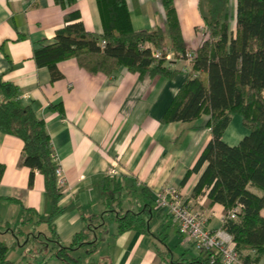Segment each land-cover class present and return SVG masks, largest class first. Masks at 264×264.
I'll return each instance as SVG.
<instances>
[{
	"label": "crops",
	"instance_id": "1",
	"mask_svg": "<svg viewBox=\"0 0 264 264\" xmlns=\"http://www.w3.org/2000/svg\"><path fill=\"white\" fill-rule=\"evenodd\" d=\"M61 1L62 4L57 0H0V76L17 87L19 104L29 106L45 122L51 149L66 179L59 198L63 211L51 224L58 241L67 246L83 228L95 227L99 237L95 252L89 257H85L86 247L72 252L82 264H180L200 258L167 210L155 208L153 202L147 233L128 230L118 234L113 218V212H136L152 201L156 191L173 187L189 204L205 212L210 231L221 229L224 207L210 205L204 196H192L199 174H190L181 185L211 139L209 116L202 115L189 123L162 120L189 67L182 60L163 64L174 71L170 77L149 73L139 76L124 67L111 75L90 74L71 58L57 64L62 78L51 82L48 69L35 64L33 50L41 41L53 42L66 13L78 10L88 32L103 34L97 0H73L72 4ZM125 3L134 31L161 29L166 33L162 0ZM173 6L184 42L190 49L196 48L201 41L198 29L205 28L206 0H173ZM235 10L236 0H228V27L232 34ZM165 43L171 49L168 38ZM246 134L241 118L235 115L222 141L234 146ZM22 150L20 139L0 132V228L4 229L0 235L11 234L15 238L18 234L13 243L28 247L26 252L34 244L42 245V239L52 246L46 222L52 203L42 175L36 173L29 186V169L20 164ZM110 170L117 175L110 176ZM106 181L110 190L105 194L102 187ZM115 186L118 187L112 193ZM142 189L149 194V200ZM110 197L119 203L113 212L107 208L106 199ZM261 214L264 216V211ZM102 217L104 225L99 228L96 220L100 222ZM106 219H111V224ZM13 220L15 230L10 224ZM103 228L108 233L101 238ZM172 232L181 238L177 256L166 244Z\"/></svg>",
	"mask_w": 264,
	"mask_h": 264
},
{
	"label": "trees",
	"instance_id": "2",
	"mask_svg": "<svg viewBox=\"0 0 264 264\" xmlns=\"http://www.w3.org/2000/svg\"><path fill=\"white\" fill-rule=\"evenodd\" d=\"M57 1L62 4L61 0ZM68 1L73 3V0ZM97 1L103 19V34L88 32L80 21L78 10L73 9L65 14L64 25L55 32L53 42L41 41L35 46V64L48 69L51 82L62 78L57 64L71 58L90 74L111 75L124 67L139 76L149 73L170 77L174 71H169L163 60L154 59L151 50L142 46L149 43L153 48L163 49L168 38L176 54L184 56L187 50H193L192 69L162 120L165 123H189L208 115L211 139L181 185L190 174H199L192 190L194 198L204 196L210 205H222L225 215L238 206L236 218L225 219L221 230L232 236L242 262L260 264L264 259V216L261 214L264 211V0H236L234 34L228 27V0H206L203 13L206 30L194 49H190L182 38L173 0H162L166 33L161 29L134 31L125 0ZM101 41L105 42L103 47ZM17 95V87L0 76V132L22 141L20 164L29 169V186L36 173L43 177L45 192L52 203L46 222L50 231L48 240L54 244L53 256L59 264H82L72 252L86 247V254L92 255L99 237L95 227H90L76 233L67 246L58 241L51 224L63 209L59 206L61 188L56 185L50 138L45 122L38 119L29 106H21ZM235 115L241 118L247 134L237 145L229 146L222 141V135ZM117 187L111 190L112 193ZM109 190L106 181L102 191L106 194ZM141 191L149 200L145 189ZM115 201L114 197L106 199L109 212L118 210L119 203L115 204ZM152 202L154 204V198L136 212H113L118 234L128 230L147 233L154 209ZM96 222L99 228L103 227V217ZM107 233L108 230L103 228L101 238ZM17 236L15 239L18 240ZM8 250L0 240V264H36L27 262L26 255L20 262H12L7 259ZM200 256L180 264H220L218 259L212 261L208 253L203 252Z\"/></svg>",
	"mask_w": 264,
	"mask_h": 264
},
{
	"label": "built area",
	"instance_id": "3",
	"mask_svg": "<svg viewBox=\"0 0 264 264\" xmlns=\"http://www.w3.org/2000/svg\"><path fill=\"white\" fill-rule=\"evenodd\" d=\"M205 30L204 27L198 29L201 39L204 36ZM100 45L103 47L105 42L101 41ZM142 48L150 49L152 57L156 60H163L167 64L176 60H182L189 67V71L192 69L195 58L193 50H187L186 54L182 56L169 48H153L149 43H145ZM52 162L55 167L56 185L62 188L66 179L55 154L52 156ZM109 175L116 176L117 172L110 170ZM154 206L155 208H165L167 210V213L177 225L179 232L185 236L187 242L197 255L203 252L208 253L212 257V261L218 259L220 264H247L242 262L239 253L235 250L232 236L221 229L210 231L207 228V216L205 212L189 204L177 189L162 187L156 191L154 193ZM238 211V206L228 211L223 217V222L225 219H235Z\"/></svg>",
	"mask_w": 264,
	"mask_h": 264
},
{
	"label": "rangeland",
	"instance_id": "4",
	"mask_svg": "<svg viewBox=\"0 0 264 264\" xmlns=\"http://www.w3.org/2000/svg\"><path fill=\"white\" fill-rule=\"evenodd\" d=\"M165 48H167V46H165ZM164 64H167V63L164 62ZM14 220H13V222L12 221L10 222L11 228L13 230H15L17 228L16 227L17 226L16 221H14ZM106 222L111 224V219H106ZM3 231H4V229H3V227H1L0 232H3ZM8 234H10V233H8ZM5 235L1 234L0 240H2L9 248V251L7 254V257L9 260L17 263L23 255L24 256L26 255V260L29 263L59 264V261L53 256V254H54V249H52L53 244H51L52 246H50V244L48 242H46L44 239H42V245L34 244L33 246H31L32 251H30V252L26 251L25 252L26 248H28V247H26L24 245L22 247H19L17 244L13 243L14 239H15L14 236H12L11 234L7 235V236H5ZM22 241H23V239L19 240L20 243H22ZM180 241H181V238H179V236L174 232H172L170 237H168V239H167L166 244H167L170 252L173 253L174 256H177V254L179 252V245L178 244H180ZM87 256L89 257L90 255H85V257H87ZM75 257H77V256H75ZM159 258L164 261V257L160 256ZM167 258H169V257L167 256ZM260 264H264V259L260 262Z\"/></svg>",
	"mask_w": 264,
	"mask_h": 264
}]
</instances>
